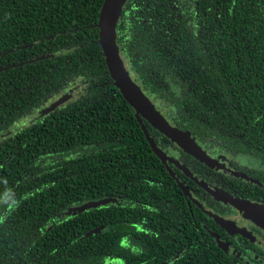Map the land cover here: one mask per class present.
<instances>
[{"label":"trees","instance_id":"obj_1","mask_svg":"<svg viewBox=\"0 0 264 264\" xmlns=\"http://www.w3.org/2000/svg\"><path fill=\"white\" fill-rule=\"evenodd\" d=\"M104 2L0 0V264H260L213 235L203 209L218 200L198 182L214 169L143 120L171 161L154 153L106 64ZM117 44L172 127L264 162V0H128ZM247 176L264 183L263 168ZM226 189L264 201L256 184Z\"/></svg>","mask_w":264,"mask_h":264},{"label":"water","instance_id":"obj_2","mask_svg":"<svg viewBox=\"0 0 264 264\" xmlns=\"http://www.w3.org/2000/svg\"><path fill=\"white\" fill-rule=\"evenodd\" d=\"M127 1L128 0H105L102 6L98 24L100 30V45L115 86L119 89L125 100L135 109L136 117L139 124L142 125L148 142L150 143L154 153L164 164H166L167 160L171 161V159H169L165 153L157 147L153 138L150 137L143 120L148 121L152 127L157 129L172 142L176 143L182 150L193 156L195 159L206 164L207 166L217 167L216 161L198 146L195 140L192 139L189 132H183L172 127L170 123L156 110L152 102L144 94L140 86H138V84L133 80L128 69L126 68L117 44V26ZM62 102L63 100L55 102L49 109L45 111V113L51 112ZM180 168L189 177L194 178L184 166H181ZM169 171L174 177V172L171 169H169ZM198 183L219 200L233 205L240 212L243 218L253 221L264 229V212L261 206L252 204L240 198L233 197L224 192L217 194L211 191L208 187L202 185L200 182ZM178 184L186 195H190L187 187L183 183L178 181ZM115 202V199H104L100 201L89 202L82 206L71 208L68 213L78 215L88 209L98 208L102 205ZM97 232H99V230H96L94 233ZM219 246L224 250H227L228 248L227 245L222 242H219Z\"/></svg>","mask_w":264,"mask_h":264},{"label":"flooded vegetation","instance_id":"obj_3","mask_svg":"<svg viewBox=\"0 0 264 264\" xmlns=\"http://www.w3.org/2000/svg\"><path fill=\"white\" fill-rule=\"evenodd\" d=\"M218 149L220 148L218 147ZM215 150L216 151L210 150V152L206 151L207 154L216 161L217 165V167L209 166L214 169V172L207 171L211 180L206 187H208L211 191L218 194L220 192H224L223 189L226 191V188H230L235 190L237 193H243V189H246L254 184H256L258 188H264V183L257 180L254 181L253 179L249 180L250 177L247 176L248 171L256 169V167L264 169L263 161L253 160L247 156H238L237 158H233L228 152H226L227 154L224 155V158H222V156L218 154L217 148ZM238 168L243 169V171H239ZM234 182L240 185L236 186L234 185ZM208 193L210 192L208 191ZM224 193L228 194L227 192ZM210 194L218 201L210 203V201L207 200L203 210L217 225L220 226L216 229L219 231L220 236L216 233L213 235H215L218 245L219 242H222L227 245L228 248L227 250H224L220 246L219 247L225 252L231 253L241 259V261L247 259V252L254 258V260L258 261V251H264V229L253 221L243 218L240 212L233 205L219 200L212 193ZM185 196L189 197L195 204L200 206L193 196L186 194ZM233 196L237 197L236 195ZM237 198L261 206L264 212V201L260 202L258 199L257 201L242 197ZM207 205L211 207H207ZM214 210H217L219 213H216ZM248 262L249 260L247 259L244 264H248ZM259 262L260 264H264L263 259H260Z\"/></svg>","mask_w":264,"mask_h":264},{"label":"rangeland","instance_id":"obj_4","mask_svg":"<svg viewBox=\"0 0 264 264\" xmlns=\"http://www.w3.org/2000/svg\"><path fill=\"white\" fill-rule=\"evenodd\" d=\"M72 96H77L76 93H73Z\"/></svg>","mask_w":264,"mask_h":264}]
</instances>
